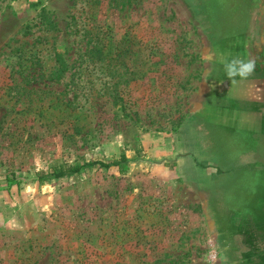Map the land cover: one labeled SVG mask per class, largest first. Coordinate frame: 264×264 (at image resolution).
Returning <instances> with one entry per match:
<instances>
[{
	"label": "rangeland",
	"instance_id": "rangeland-1",
	"mask_svg": "<svg viewBox=\"0 0 264 264\" xmlns=\"http://www.w3.org/2000/svg\"><path fill=\"white\" fill-rule=\"evenodd\" d=\"M194 10L181 0H0V264H218L177 160L208 62ZM224 13L214 19L225 32L246 25ZM216 109L199 115L216 124ZM121 155L124 171L94 163L37 181Z\"/></svg>",
	"mask_w": 264,
	"mask_h": 264
},
{
	"label": "flooded vegetation",
	"instance_id": "flooded-vegetation-1",
	"mask_svg": "<svg viewBox=\"0 0 264 264\" xmlns=\"http://www.w3.org/2000/svg\"><path fill=\"white\" fill-rule=\"evenodd\" d=\"M258 6L259 0H213L209 8L195 7L193 17L206 52H214L216 42L223 37L240 33L249 34L264 48ZM229 9L236 13L234 18L246 24L237 31L225 32L214 19V13ZM226 71L224 65L202 62V97L181 124L178 170L200 195L218 264H264V208L255 207L264 205L258 194L264 164L240 131L215 126L199 115L229 106L226 99L205 96L220 90Z\"/></svg>",
	"mask_w": 264,
	"mask_h": 264
},
{
	"label": "water",
	"instance_id": "water-1",
	"mask_svg": "<svg viewBox=\"0 0 264 264\" xmlns=\"http://www.w3.org/2000/svg\"><path fill=\"white\" fill-rule=\"evenodd\" d=\"M181 1L192 13L193 5H201L205 0ZM259 11L264 13V0H259ZM205 57L212 64L224 66L235 59L254 62L252 72L247 75L237 73L230 77L227 70L221 80L220 90L205 96L228 101L229 106L217 108L215 117L209 120L229 130L240 131L255 151L257 159L264 164V48L253 41L249 34H244L225 40L221 46L215 45V51ZM258 192L260 200L264 202V169L260 175ZM255 207L261 209L264 205L257 204Z\"/></svg>",
	"mask_w": 264,
	"mask_h": 264
},
{
	"label": "trees",
	"instance_id": "trees-1",
	"mask_svg": "<svg viewBox=\"0 0 264 264\" xmlns=\"http://www.w3.org/2000/svg\"><path fill=\"white\" fill-rule=\"evenodd\" d=\"M94 163H97L101 167H105V168H109L110 166H118V167L121 168L122 171L126 170V168H127V159H126V157L124 155H121L119 159L113 160V161L108 162V163H105V162H102V161L88 162V163H84V164L73 166V167L58 168V170L55 169L52 172L38 173L37 181L39 183H43L44 181H46L49 178V176L62 177L64 175H66L67 173H75V172L79 171L81 168H83L84 165L85 166L86 165H92ZM9 182L18 184V181L14 180V179L9 180Z\"/></svg>",
	"mask_w": 264,
	"mask_h": 264
},
{
	"label": "clouds",
	"instance_id": "clouds-1",
	"mask_svg": "<svg viewBox=\"0 0 264 264\" xmlns=\"http://www.w3.org/2000/svg\"><path fill=\"white\" fill-rule=\"evenodd\" d=\"M237 65H239L238 68ZM253 67H254V62L251 60L244 62L243 60L235 59L232 62L226 64L228 75L230 77L236 75L237 73H239L242 76L250 74L253 70Z\"/></svg>",
	"mask_w": 264,
	"mask_h": 264
}]
</instances>
